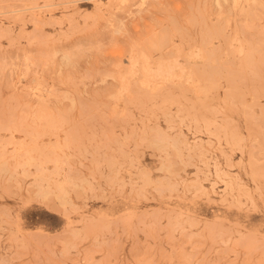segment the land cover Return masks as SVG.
<instances>
[{"label":"rangeland","instance_id":"1","mask_svg":"<svg viewBox=\"0 0 264 264\" xmlns=\"http://www.w3.org/2000/svg\"><path fill=\"white\" fill-rule=\"evenodd\" d=\"M0 264H264V0H0Z\"/></svg>","mask_w":264,"mask_h":264},{"label":"bare ground","instance_id":"2","mask_svg":"<svg viewBox=\"0 0 264 264\" xmlns=\"http://www.w3.org/2000/svg\"><path fill=\"white\" fill-rule=\"evenodd\" d=\"M156 38L158 39V37H156ZM150 39H151V38H150ZM154 39H155V38H154ZM157 39H156V40H157ZM147 40H149V39H147ZM147 40H146V41H147ZM152 40H153V39H151V41H152ZM149 42H150V40H149ZM153 42H154V40H153ZM156 42L159 43L158 41H156ZM150 43H152V42H150ZM147 45H149V43H147ZM154 45L156 46L155 43H154ZM158 45H159V44H158ZM149 46L151 47V44H150ZM150 47H149V48H150ZM152 48H154V46H152ZM191 52H192V51H191ZM144 53H145V52H144ZM144 53H143L142 55H144ZM197 53H198V52H197ZM198 54H199V53H198ZM131 55H132V54H131ZM136 55H137V54H136ZM142 55H141L140 59L142 58ZM146 55H147V54H146ZM138 56H140V55H138ZM144 56H145V55H144ZM144 56H143V58H144ZM200 56H201V55H200ZM200 56H198V57H200ZM147 57H148V56H147ZM138 58H139V57H138ZM206 58H209V57H206ZM133 59H134V58H133ZM140 59H136V60H139V62H142L143 60L140 61ZM202 59H203V58H202ZM120 60H121V59H120ZM128 60H129V59H128ZM134 60H135V59H134ZM145 60H147L146 57H145ZM148 60H149V57H148ZM187 60H188V59H187ZM130 61H131V60H130ZM160 61H161V60H160ZM132 62H133V61H132ZM146 62H147V61H146ZM148 62H149V61H148ZM148 62H147V63H148ZM150 62H151V61H150ZM176 62H177V61H176ZM126 63H127V62H126ZM134 63H135V62H134ZM143 63H144V61L142 62V64H143ZM162 63H163V62H162ZM120 64H121V61H120ZM138 64H139V63H138ZM179 64H180V63H179ZM130 65H131V64H130ZM130 65H129V66H130ZM132 65H134V64H132ZM147 65H149V63H148ZM174 65H175V64H174ZM138 66L142 68L141 64H139ZM138 66H137V67H138ZM144 66L146 67L145 64H144ZM171 66H172V65H171ZM171 66H170V67H171ZM120 67H123V65L120 66ZM139 67H138V68H139ZM145 67H144V68H145ZM162 67H163V66H162ZM127 68L129 69L128 66H127ZM127 68H125L124 70H127ZM131 68H132V66H131ZM133 68H134V67H133ZM144 68L140 69V71H141V70L143 71ZM149 68H151V67L149 66ZM158 68H160V66H159ZM118 69H119V68H118ZM146 69H147V68H146ZM164 69L166 70V68H164ZM134 70H135V69H134ZM148 70H149V69H148ZM160 70H161V69H160ZM168 70H170V68H169ZM171 70H172V67H171ZM171 70H170V71H171ZM182 70H183V68H182ZM150 71H151V70H150ZM162 71H164V70L162 69V70L160 71V73H161ZM170 71H169V72H170ZM122 72H125V71H122ZM143 72H144V71H143ZM152 72H153V71H152ZM154 72H155V71H154ZM154 72H153V73H154ZM119 73H120V72H118V74H119ZM127 73H128V72H127ZM150 73H151V72H150ZM156 73H157V72H156ZM158 73H159V71H158ZM165 73H166V71H165ZM165 73H164V74H165ZM181 73H182V72H181ZM183 73H184V72H183ZM122 74H123V73H122ZM125 74H126V73H125ZM129 74H130V71H129ZM171 74H172V71H171ZM173 74H174V72H173ZM173 74H172V75H173ZM126 75H127V74H126ZM167 75H168V73L166 74V76H167ZM119 76H121V73H120ZM122 76L124 77V75H122ZM122 76H121V77H122ZM127 76H128V75H127ZM142 76H143V75H142ZM151 76H153V75H151ZM155 76H156V75H155ZM158 76H159V74H158ZM161 76H162V75H161ZM125 77H126V76H125ZM171 77H172V76H171ZM126 78H127V77H126ZM145 78H146V77H145ZM150 78H151V77H150ZM124 79H125V78H124ZM124 79H123V80H124ZM146 79H147V78H146ZM195 80H196V79H195ZM121 81H122V78H121L120 82H121ZM124 81H125V80H124ZM146 81H148V79H147ZM125 83H126V82H125ZM125 83H124V85H125ZM127 83H128V82H127ZM122 84H123V81H122ZM120 85H121V83H120ZM125 86H126V85H125ZM127 86H128V85H127ZM122 87H123V85H122ZM126 89H127V88H126Z\"/></svg>","mask_w":264,"mask_h":264}]
</instances>
